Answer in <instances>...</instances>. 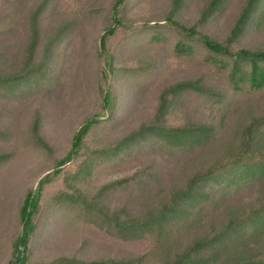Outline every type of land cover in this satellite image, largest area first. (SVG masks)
<instances>
[{
  "label": "rangeland",
  "instance_id": "374dc122",
  "mask_svg": "<svg viewBox=\"0 0 264 264\" xmlns=\"http://www.w3.org/2000/svg\"><path fill=\"white\" fill-rule=\"evenodd\" d=\"M38 1L0 0V72L8 74L21 67L27 15ZM113 1L53 0L39 24L36 61L54 28L66 20L73 21L69 35L54 47L39 85H28L14 97L0 96V154L6 156L0 164V264L11 258L26 193L34 191L39 180L56 169L79 126L92 116L99 123L90 130L77 156L43 187L26 264H80L147 252H152L149 260L156 261L164 253L179 252L210 224L218 226L229 215L255 207L262 198L256 189L222 197L206 206L194 222L192 217L177 220L170 235L158 241L152 233L124 239L95 209L81 207L75 198L63 201L60 193L70 194L80 163L88 159L82 166V189L91 196L104 184L132 176L131 183L110 191L104 203L111 210L126 208L141 215L167 200L192 173L233 149L249 116L264 110V91L238 93L233 102L224 100L218 106L212 104L216 99L187 92L169 110L165 123L197 125L212 120L216 124L221 118L222 131L211 142L192 150H174L148 138L132 142L116 156L98 153L147 123L158 106L160 92L175 82L202 78L222 97L232 85L229 59L211 54L199 42H189L177 26L161 25L172 11V0H125L118 14L120 24L100 50V36L110 24ZM209 1L183 0L176 19L193 25ZM244 3L225 0L214 17L197 29L223 40ZM256 16L259 19L241 34L237 47L264 48V11ZM240 66L246 74L250 72L249 65ZM106 93L111 96L110 109L103 102ZM36 119L39 128L34 135Z\"/></svg>",
  "mask_w": 264,
  "mask_h": 264
},
{
  "label": "trees",
  "instance_id": "16d2710c",
  "mask_svg": "<svg viewBox=\"0 0 264 264\" xmlns=\"http://www.w3.org/2000/svg\"><path fill=\"white\" fill-rule=\"evenodd\" d=\"M53 0H40L27 15V43L23 53L21 67L12 73L0 72V96L14 97L29 85L35 88L40 84V76L47 69L50 55L54 47L69 35L73 21L60 23L44 42L40 59L36 61V54L40 42L39 24ZM225 0H210L200 13V17L193 25L180 23L176 19V12L183 0H172V11L169 10L165 24L177 26L179 31L189 42H199L211 54L222 59H229L232 63L229 93L225 91L223 97L219 92L207 87L202 78L182 80L164 88L158 99V106L153 117L139 128L120 139L113 146L98 153H108L116 156L121 149L137 140L150 138L163 148L190 149L203 147L211 142L222 131L223 119L215 124L210 120L199 124L165 123L169 110L177 99L187 92L205 98L216 99L220 102H233L238 93L254 95L264 91V48L250 49L237 47L241 34L257 19L258 11H264V0H245L229 34L221 41L207 35L197 27H203L216 14ZM125 0H114L110 7V24L100 36L99 49L104 50L106 41L120 24L119 16ZM263 8L262 10L260 8ZM260 13V17L262 16ZM240 64H247L250 72L246 74ZM239 73V74H238ZM42 79V78H41ZM247 83V84H246ZM245 85V86H244ZM247 86V87H246ZM28 88V87H27ZM230 95V96H229ZM228 97V98H226ZM109 94L103 96L104 105L110 109ZM229 106L226 104V107ZM39 117V112H36ZM99 123L96 116L87 118L73 135L71 148L62 159L56 163L53 172L46 173L38 182L34 191L26 193L19 209L20 232L11 244L12 255L6 264H26L28 258V244L36 229V216L40 210V197L44 185L51 182L61 168L77 156L84 145V140L90 130ZM39 122H33L34 135L38 132ZM225 130H223L224 132ZM0 134H3L2 132ZM236 144L233 149L225 152L211 164L192 173L185 183L171 191L167 200L148 209L141 215L130 213L126 208L111 210L104 199L115 188H123L133 177L111 181L101 186L91 196L82 189V173L88 163L85 159L73 177L70 194L61 192L63 201L77 199L83 208L95 209L107 223L124 239H138L152 233L158 241L169 236L171 228L177 220L193 218L203 213L208 205H214L222 197L245 189H256L262 193L260 202L248 211L229 215L226 221L214 226L209 225L206 232L193 238L179 252L164 253L156 261H150L152 252L136 257H106L79 261L80 264H264V110L250 115L247 123L237 133ZM142 137V138H141ZM141 138V139H140ZM107 151V152H106ZM6 156L0 154V164ZM68 202V201H67ZM171 250V249H170ZM169 250V251H170ZM66 260V259H61ZM74 262V260H67ZM59 264V261H57Z\"/></svg>",
  "mask_w": 264,
  "mask_h": 264
}]
</instances>
